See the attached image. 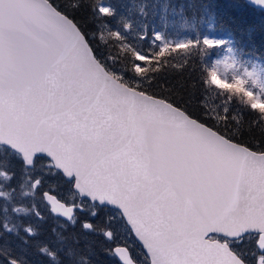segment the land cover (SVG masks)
<instances>
[{
	"label": "snow or ice",
	"instance_id": "1",
	"mask_svg": "<svg viewBox=\"0 0 264 264\" xmlns=\"http://www.w3.org/2000/svg\"><path fill=\"white\" fill-rule=\"evenodd\" d=\"M119 3L0 0V264H30L21 254L29 246L43 257L35 264H94L87 233L103 230L87 220L83 236L53 229L54 240L39 239L43 217L35 190L45 176L77 190L84 199L76 207L134 232L147 249L142 264H264V58H241L242 74L230 78H221L209 60L211 70L200 71L196 83L181 72V79L161 85L155 74L138 75L144 68L136 62L147 52L133 45L135 58L126 48L121 54L119 46L131 43L123 29H135L131 22L108 28L124 19ZM80 11L88 15L83 25ZM136 15L141 28H147L142 20L158 15L166 32L176 23L170 17L185 9L165 2L149 10L144 0ZM104 30L117 40L105 41ZM152 32L164 40L161 56L169 47L201 42L197 33L173 45ZM202 44L211 57L226 41L205 35ZM237 62L232 59V68ZM210 90L215 109L204 103ZM249 106L259 110L252 113L255 128L233 115ZM257 132L259 145L245 140ZM52 204V212L75 225L72 207ZM24 217L31 220L27 227Z\"/></svg>",
	"mask_w": 264,
	"mask_h": 264
},
{
	"label": "trees",
	"instance_id": "2",
	"mask_svg": "<svg viewBox=\"0 0 264 264\" xmlns=\"http://www.w3.org/2000/svg\"><path fill=\"white\" fill-rule=\"evenodd\" d=\"M96 2H100V0H96ZM165 2L169 3L170 6H175L177 8L182 6L185 9V15L170 17V19L176 21V23L170 25L166 32L163 26L158 22V15L154 19L141 21L147 24V28H141L139 26L136 13L139 6L144 3V0H120V3L117 5L119 9L118 15L123 16L124 19L117 20L114 24L108 25V28H111V30L115 32L119 30L124 22L133 23L135 31L127 28L123 29L124 32L128 34L127 39L131 41V43L120 45L119 47L121 54H123L126 48L128 55L131 58H135L137 52L133 49V45L138 48V41L145 45L143 50L148 53V56L144 61L136 62L138 66L144 68V73L138 75L155 74L158 78V82L164 85L165 81L174 83L176 80L181 79V72H183V78H187L191 73L193 79L189 81V83H196L195 78L200 75V71H210L211 69L208 67V61L210 60L212 63L214 57L220 54L222 49L220 46L213 52L211 57L208 56L209 50L207 46L202 44V38L211 32L223 38L230 39L237 54L240 56L239 61L243 58L244 61L256 62L257 54L259 57L264 58V10L251 6L245 0H148L149 10L151 4L155 3L157 5V11H159L160 4ZM129 8L132 9L131 15L127 13V9ZM205 8H207V11H204ZM75 15L76 19L80 21L82 25L88 20V15L84 11H80ZM185 16L187 27L181 29L180 25L185 23ZM209 25H211V27H209ZM152 29L166 35L169 40L172 38H184L186 36L195 40V36L199 33L201 42L200 44H195L194 42L189 49H177L173 51L172 47H169L168 51L161 56L159 55V48L161 46L146 44L145 38L147 37L150 39V37H154L155 35ZM174 29L179 30L180 35L172 34ZM137 33H139V38H137ZM100 35L103 36L105 41L110 40L115 42L117 40L116 36L109 35L108 30H104ZM120 39H124V37H120ZM172 44L174 45L175 42H172ZM129 63L131 62L129 61ZM194 69H199V71H194ZM236 95L239 101V94ZM204 103L207 108L215 109L218 103L216 92L210 90L206 93ZM244 104H247L246 98ZM258 112V109L252 110L249 106L247 112H241L237 109L233 115L236 116L237 120L244 119L246 123L251 124V126L255 128L258 120L252 113L258 114ZM245 140L248 143L259 145V133L250 134L245 137ZM245 145H247V143ZM71 191L73 192L74 189L72 188ZM60 196L70 203L65 196ZM52 230L53 224L47 228V231L50 233ZM72 231L76 233L74 229L71 228L66 236L69 233H73ZM78 231L76 234L84 235L81 228H78ZM44 233L45 232L42 231V234ZM87 236V240H90V242H98L96 237L92 236L90 232L87 233ZM93 249L96 253V255L92 257L94 264L116 263L113 261V259H115L114 255L110 251L106 252L105 247L99 248L94 245Z\"/></svg>",
	"mask_w": 264,
	"mask_h": 264
},
{
	"label": "rangeland",
	"instance_id": "3",
	"mask_svg": "<svg viewBox=\"0 0 264 264\" xmlns=\"http://www.w3.org/2000/svg\"><path fill=\"white\" fill-rule=\"evenodd\" d=\"M207 36H209V37L215 36L218 38H222L226 41V44L221 46L222 49H221L220 54L215 56L213 59V62H212V65L214 67H217V71L220 74L221 78H224L225 76L230 78L232 75H235L237 71L241 72V74H242V66H241V63H239L240 56H239V54H237V52H236L232 42L230 41V39L223 38L220 35H215L212 32L209 33ZM145 39H146L147 45H151V46L159 45V46L163 47V43H164L163 39L160 41H156L154 39V37H150V39L146 37ZM181 39H183V38H172V39H170V41L171 42H177ZM144 47H145V45H143L142 42L138 41V48L143 50ZM229 48L233 49V51L231 53L228 51ZM233 58H235L238 61L235 69L232 68V66H231V62H232ZM217 60L220 61L218 66L216 65ZM224 64H229V67L225 68ZM245 66H247L250 71L252 70V66H253L252 63H247ZM249 90H252V89H249ZM255 91H256V94L258 95L259 94L258 89ZM17 174H19V168H17ZM35 178H39V174H36ZM33 182H34V180H33ZM35 191H36L35 203L37 205V210L40 211L41 213H45V214L47 211L50 210V205L45 200L44 193L46 191L52 192L57 196L58 195L65 196L68 199V201L71 203V205H75V206L80 205L81 201L83 200L81 197L74 195L75 192L74 191L72 192L70 190L69 185L63 183L62 181H58L54 177L45 176L44 182ZM84 202L90 203L89 200H86ZM29 204H30V202H29ZM76 210H77V207H76ZM77 212H78L80 218H81V215L87 216V219H86L87 222L91 223V221H93L96 229H97V225H100L99 223H96L97 222L96 219L103 220V222H104L103 225L105 226L104 227L105 229L103 232H106L107 230L113 231L114 237L117 239L119 244L131 246V247L138 250L136 252L139 254V256H141L143 258L145 257L146 253L143 250V248L140 246V244L137 243V241L135 240V237H133L134 236L133 233L131 231H128V232L122 231L118 224H108L105 220L106 214L98 213L97 216L93 217L89 214V212H85L82 208H78ZM79 216H78V218H75L76 223H75L74 227L77 224H79V222H78V220L80 219ZM96 217H98V218H96ZM22 220H23L22 227H27L29 222H31L30 218H27V217L22 218ZM71 225H72L71 223L64 224V222L59 221L58 219L53 220V229H55L57 232H60V233H62L64 230H69Z\"/></svg>",
	"mask_w": 264,
	"mask_h": 264
},
{
	"label": "flooded vegetation",
	"instance_id": "4",
	"mask_svg": "<svg viewBox=\"0 0 264 264\" xmlns=\"http://www.w3.org/2000/svg\"><path fill=\"white\" fill-rule=\"evenodd\" d=\"M58 197H59L61 200L65 201L63 198H61L60 195H59ZM65 202H67V201H65ZM67 203H68V202H67ZM68 204H71V203H68ZM77 210H78V207H77ZM41 214H42V217H43V222H42V224H41V228H42V231H44L45 233L42 234V235L39 237V239H40V240H43V241H48V240H54V239H55V236H54V234H53V230H52L51 233L47 231V228H48L51 224H53V220L58 219L59 221L64 222V224H69V223H70V222H68V220H66V219H64V218H62V217H58V216L54 215L53 212L51 211V208H50L49 211L46 212V214H45V213H41ZM47 216H48V217H47ZM78 216H79V214H78V212L76 211V214H75L74 217H75V218H78ZM46 217H47V218H46ZM98 217H99V216H98ZM98 217H96V218H98ZM79 218H80V216H79ZM86 219H87V216H85V215H81V218L78 220L79 224H77L75 227H74L73 225H71L70 228H69V230H64L61 234L66 236V234L70 231L71 228L74 229V231L77 233L78 228H81V223L84 222ZM96 221H97L96 223H99V224H100V225H97V229H98V230H103V231H104V229H105L104 227H105V226L103 225V223H104L103 220H98V219H96ZM91 223L94 224L93 221H91ZM103 231L90 232V234H91L92 236H95V237H96V239L98 240V242H95V243H94V242H90V240H87V242H88V243H91V244H92V247H93L94 245L98 246L99 248H103V247H105L106 252L110 251V252L114 255L115 259H113V261L116 262L115 264H123V263L119 260V258L115 255V253H114V248H115V246H117V245H123V244H119L118 241H117V239L114 237V235H113L112 237H108V236L105 235V232H103ZM107 231H110V230H107ZM107 231H106V232H107ZM72 232H73V231H72ZM78 234H79V231H78ZM21 235H23L22 229H21ZM80 235L82 236V234H80ZM88 236H89V235H88ZM88 236H87V237H88ZM84 242H85V241L82 240V241H81V244L83 245ZM104 242H105V243H104ZM137 243H138V242H137ZM12 244H13V247H16V246L19 244V241L13 239ZM138 244H139V243H138ZM125 246H126V245H125ZM140 246H141V245H140ZM126 247L129 248V250H130V252H131V254H132L134 260H135L137 263L142 264V262L144 261V258L141 257V256H139V254L136 252V251H138V250L135 249V248H133V247H131V246H128V245H127ZM142 248H143V247H142ZM143 250H144V249H143ZM17 252L20 253L21 250H20L19 248H17ZM140 253H141V252H140ZM21 254L24 255V258H25V259L29 260L30 264H35L36 261H38V260H40V259H43V257H39V256H37L36 251H35V248H34V247H31V246H29V247L27 248L26 252H23V253H21ZM118 260H119V261H118ZM45 264H47V261H45Z\"/></svg>",
	"mask_w": 264,
	"mask_h": 264
},
{
	"label": "water",
	"instance_id": "5",
	"mask_svg": "<svg viewBox=\"0 0 264 264\" xmlns=\"http://www.w3.org/2000/svg\"><path fill=\"white\" fill-rule=\"evenodd\" d=\"M245 1H246L248 4H250L251 6H253V7H256V8H259V9L264 10V5H258V4L256 3V0H245ZM244 146H247V145H244ZM75 191H77V190H75ZM44 195H45V200H46V202L50 205V208H52V206H53L52 202H53V200H54L57 204H64L66 207H72V208H73V216H75V214H76V206H75V205H70V204L66 203L65 201L61 200L57 195H55L54 193L49 192V191H46V192L44 193ZM49 196L52 197V200H49V199H48ZM81 198H82V197H81ZM83 199H84V198H83ZM87 200L91 201L90 198H87ZM53 214L56 215V216H58V217H62V218H64V219L67 220V218H66V217H63L62 214H60V213H54V212H53ZM129 227H130V226H129ZM133 234H134V236H135V233H134V232H133ZM135 237H136V236H135ZM136 239H137V241L142 245L144 251L147 253V249L143 246V242L140 241L137 237H136ZM117 248L123 249V253H119V252H117V251H116ZM114 253H115V255L119 258V260H120L123 264H125V261H126V260H131V261H132V264H139V263H137V262L134 260L132 254H131V252H130V250H129V248L126 247L125 245H117V246H115V248H114Z\"/></svg>",
	"mask_w": 264,
	"mask_h": 264
},
{
	"label": "bare ground",
	"instance_id": "6",
	"mask_svg": "<svg viewBox=\"0 0 264 264\" xmlns=\"http://www.w3.org/2000/svg\"><path fill=\"white\" fill-rule=\"evenodd\" d=\"M119 261V260H118Z\"/></svg>",
	"mask_w": 264,
	"mask_h": 264
}]
</instances>
